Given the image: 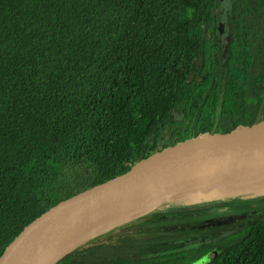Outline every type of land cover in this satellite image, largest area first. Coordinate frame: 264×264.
Returning a JSON list of instances; mask_svg holds the SVG:
<instances>
[{"label":"trees","instance_id":"trees-1","mask_svg":"<svg viewBox=\"0 0 264 264\" xmlns=\"http://www.w3.org/2000/svg\"><path fill=\"white\" fill-rule=\"evenodd\" d=\"M223 1L0 0V258L74 193L205 129L264 118V0H231L225 22ZM193 200L57 264H264V212L184 250L191 233L171 218L229 205Z\"/></svg>","mask_w":264,"mask_h":264},{"label":"water","instance_id":"water-1","mask_svg":"<svg viewBox=\"0 0 264 264\" xmlns=\"http://www.w3.org/2000/svg\"><path fill=\"white\" fill-rule=\"evenodd\" d=\"M220 32L223 34L224 24ZM261 174L264 118L230 128L205 129L53 205L8 245L0 264H57L91 238L167 203L254 197L256 190L264 189V180L246 179ZM221 190L238 192L214 194ZM129 209L134 212L109 219L115 212Z\"/></svg>","mask_w":264,"mask_h":264},{"label":"rangeland","instance_id":"rangeland-1","mask_svg":"<svg viewBox=\"0 0 264 264\" xmlns=\"http://www.w3.org/2000/svg\"><path fill=\"white\" fill-rule=\"evenodd\" d=\"M222 6V19L223 22H225L226 13L231 7V0H224ZM224 38H226L225 33L223 34V39ZM256 191L258 193L254 197L235 196L233 198L220 200L223 204H229L226 207L216 208L208 212H192L187 214L178 213L170 220L173 222V225L168 226H175L177 229L186 230L191 233L192 239L185 246L184 250L200 247L205 243H212L221 238H226L233 233H237L244 229L252 223L258 215L264 212V189ZM236 192H234V190H221L214 194ZM181 220H185L184 224ZM204 223L211 224V226L207 228L204 227L200 231L197 230V228L192 227L193 225L201 226ZM216 251L217 250H214L211 255H214ZM205 262L207 261L205 260ZM204 263L201 262L199 264Z\"/></svg>","mask_w":264,"mask_h":264},{"label":"bare ground","instance_id":"bare-ground-1","mask_svg":"<svg viewBox=\"0 0 264 264\" xmlns=\"http://www.w3.org/2000/svg\"><path fill=\"white\" fill-rule=\"evenodd\" d=\"M253 179L254 180H264V174L254 176V177L248 178L246 180L247 181H252ZM128 212L133 213L134 210L133 209H129L127 212L126 211L125 212H122V214H121V211H117L114 214H112L109 219H116V218L121 219L123 216L127 215ZM94 225H95V223L93 222V223L89 224L87 227H85V229L83 230V232H82L81 235H83L85 232H87L89 229H91Z\"/></svg>","mask_w":264,"mask_h":264},{"label":"flooded vegetation","instance_id":"flooded-vegetation-1","mask_svg":"<svg viewBox=\"0 0 264 264\" xmlns=\"http://www.w3.org/2000/svg\"><path fill=\"white\" fill-rule=\"evenodd\" d=\"M209 211H211V210H209ZM206 212H208V211H206ZM198 213H199V212H198ZM254 220H255V219H254ZM254 220H253V221H254ZM252 223H253V222H252ZM250 224H251V223H250ZM250 224H249V225H250ZM249 225H248V226H249ZM204 226L207 228V227H210L211 224H207V225H204ZM248 226H246V227H248ZM192 227L198 228L199 226L193 225ZM246 227H245V228H246ZM203 228H204V227H203ZM211 228H212V227H211Z\"/></svg>","mask_w":264,"mask_h":264}]
</instances>
